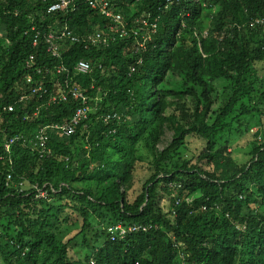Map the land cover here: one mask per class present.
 I'll return each mask as SVG.
<instances>
[{
    "label": "trees",
    "instance_id": "16d2710c",
    "mask_svg": "<svg viewBox=\"0 0 264 264\" xmlns=\"http://www.w3.org/2000/svg\"><path fill=\"white\" fill-rule=\"evenodd\" d=\"M69 1L49 13L43 0H0V263L264 264V27H249L264 0H173L145 49L130 35L92 44L110 18ZM114 1L133 21L163 0ZM65 26L75 41H48ZM84 106L74 134L55 128ZM190 136L205 143L198 155ZM144 161L151 174L130 201ZM119 224L150 229L111 240Z\"/></svg>",
    "mask_w": 264,
    "mask_h": 264
},
{
    "label": "built area",
    "instance_id": "2783aa9c",
    "mask_svg": "<svg viewBox=\"0 0 264 264\" xmlns=\"http://www.w3.org/2000/svg\"><path fill=\"white\" fill-rule=\"evenodd\" d=\"M167 3L172 2V0H166ZM85 3L92 9H97L102 15H105L109 17L112 21V24H109L108 28L110 29L109 37H106L104 33L97 32L96 34L90 36L89 41L94 45H106L108 46L111 41H115L117 37L123 38L126 37L132 32L135 36L140 35V40H138V47L137 49L144 48L145 44L152 40L153 35L156 33L157 30V24L156 23H150L149 19L151 14L148 13L146 15H142L139 18H136L133 23L124 21L122 16L120 14L114 13L113 9L110 7V0H85ZM70 1L69 0H55L48 6L49 13L56 12V11H65L69 8ZM64 37H69L72 40H76V36H73L71 31L67 30V27L65 26L63 28V33L59 35L51 34L49 35V42H52L54 39H62ZM90 69V64L85 61H79L77 65L74 67V71L78 73H87ZM30 80V77L29 79ZM72 94L78 98L82 99V103L86 104V96L83 95V92L80 90H73ZM90 109L87 106H84L83 108H79L73 118L63 124V125H56V129H60L65 135L70 136L76 132V125L79 124V122L82 119H85L87 117L88 112ZM117 117L116 114L114 115H108L104 118L105 121L110 120L111 118ZM17 137L10 139V142L5 144V149L9 151L10 144H12ZM36 139L38 140V145L40 148L41 157L45 156L49 153H51L50 148L46 147L47 143V136L44 135L43 130L39 131L38 135L36 136ZM10 177V176H9ZM32 188L36 192L37 198H47L48 192L44 189H40L37 186H32ZM53 192V188H51ZM150 229L148 226H143L140 224H134L132 226H129L128 228H124L121 224L115 226L114 228H109L108 231L111 232V240H116L124 238V235L127 232H136V231H147Z\"/></svg>",
    "mask_w": 264,
    "mask_h": 264
},
{
    "label": "rangeland",
    "instance_id": "374dc122",
    "mask_svg": "<svg viewBox=\"0 0 264 264\" xmlns=\"http://www.w3.org/2000/svg\"><path fill=\"white\" fill-rule=\"evenodd\" d=\"M229 20V19H227ZM259 70L263 67V64H257ZM264 71V70H263ZM176 79H173L172 77H169L168 79V84L170 85L169 82H178L179 79L177 77H175ZM166 85L167 88H172L171 86ZM222 85L218 84L216 89L219 90L218 93H224V89H222ZM264 122V118L262 119ZM258 129L255 127L253 129V131H251L250 133H248L247 135H245L244 137H242L239 141H237V143L234 145V147L237 148V150L241 153L243 151V149L245 147H247L248 144H250V142L252 141V139L254 138L252 136V134H255V132H257ZM171 133L167 132L164 141H167L170 138ZM187 143H188V147L190 149V151L193 154L198 155L204 148L205 143L198 139L196 136H190L187 139ZM231 150V149H229ZM237 152V153H239ZM237 156V155H236ZM150 169H149V165L147 162H140L136 165L135 168V172H134V184H133V188L131 189V191L128 194V199H130V201L132 199L135 198L136 195H138L143 188V184L145 183V181L149 178L150 176ZM164 200L162 202V206L165 205V207L168 204V198L165 196L163 197ZM73 217L78 218V216L76 214H72ZM78 220L80 221V218H78ZM77 233V231H74L70 236H74ZM86 250L85 252H81L79 250V247H75L73 249H71L70 251V255L71 258L75 259V258H83L84 255L86 254ZM83 256V257H82ZM1 264V263H0Z\"/></svg>",
    "mask_w": 264,
    "mask_h": 264
},
{
    "label": "clouds",
    "instance_id": "9594fccd",
    "mask_svg": "<svg viewBox=\"0 0 264 264\" xmlns=\"http://www.w3.org/2000/svg\"><path fill=\"white\" fill-rule=\"evenodd\" d=\"M43 1H45V2H47L48 3V5H50L52 2H51V0H43ZM172 2H173V0H172ZM172 2H170V3H167L166 2V0H163L162 2L160 1L158 4H157V12H156V14H153V12H152V10L150 11H148V12H144L143 14H140V15H138V16H136L135 18H134V20L136 19V18H139V17H141L142 15H146L147 16V14L148 13H150L151 14V16H150V18H148L149 19V22L150 23H156L157 24V30H156V32H158V23H159V20L161 19V15H160V12H166L167 10H169V6L172 4ZM110 7L113 9V11H114V13H116V14H120L121 16H122V18H123V20L124 21H127V22H130V23H133V21H130V20H128V19H125L124 18V16L118 11V7H119V3L118 2H116V1H114V0H110ZM102 15V14H101ZM111 20V19H110ZM112 22V21H111ZM112 24V23H111ZM258 26H261V27H264V18H260V19H256V20H253V21H251L250 22V24H249V27L252 29V28H255V27H258ZM156 34V33H155ZM130 36H131V38L132 37H135V35L132 33V32H130V34H129ZM128 35V36H129ZM139 37H140V35H138ZM127 37V36H126ZM126 37H123V38H119V37H117V39H116V41L117 40H123V39H125ZM154 38V37H153ZM153 38H152V40H150V41H148L146 44L148 45V44H150V43H152L153 42ZM140 40V39H139ZM111 42H114V41H111ZM146 44H145V47H146ZM109 46V45H108ZM134 47L137 49V47H138V41L134 44ZM145 47L144 48H142V49H145ZM109 121V120H108ZM108 121H106V122H108ZM21 185H22V183H21Z\"/></svg>",
    "mask_w": 264,
    "mask_h": 264
}]
</instances>
